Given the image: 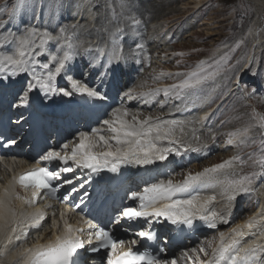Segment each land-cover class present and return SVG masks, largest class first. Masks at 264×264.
<instances>
[{"label":"snow or ice","instance_id":"1","mask_svg":"<svg viewBox=\"0 0 264 264\" xmlns=\"http://www.w3.org/2000/svg\"><path fill=\"white\" fill-rule=\"evenodd\" d=\"M27 7H31L34 13L40 10L43 15L47 6L41 0H31V3L29 0H16L11 7L0 10L8 17L7 20L0 19V29L5 30L0 32V48L13 46L11 51H0V80L6 81L21 74L29 77L25 81H18L17 102L13 107L30 108L31 94L34 92L41 93L44 100H50L54 95L71 97L79 94L90 101L101 102L97 107H103V102L109 97L98 88L89 87L72 76H67L70 90L58 88L56 83L57 77L66 71L67 62L75 54L77 45L74 37L85 25L73 23L60 26L56 34L32 26H28L21 34L7 30L8 24ZM63 7V3H60L56 5V10ZM77 7L86 8L91 14L89 24L93 28L96 25L92 22L97 16L103 15L101 9L111 10L112 21L117 20V5L112 0H105L104 5L99 7L96 0H84ZM118 7L119 15L130 23L135 32L136 26L142 22L136 15L129 14V0H119ZM93 8L97 11L93 12ZM232 12L241 19L255 14L260 26L255 32L249 27L245 34L231 42L221 41L208 58L192 65L184 63L185 53H173L181 58L176 60L175 67L185 70H161L149 78L153 84L163 81L172 83L156 87L150 86L148 81L140 82L134 89L124 93L120 106L112 109L107 114L108 118L99 119V127L80 131L74 139L63 143L59 150H47L36 161L37 165L41 161H58L64 167L57 171L47 166H36L12 178L0 193V244L4 246L0 255L5 257L0 264H77L81 251L100 253L102 250L106 264H179V261H184V264H264V203L256 199V210L242 223H233L231 219L238 197L243 195L251 199L254 195L264 196V192L258 193L254 187L258 179L264 182V111H258L254 105L245 104L248 108L247 120L242 126L225 134V144L235 149L229 158L204 167L201 171L188 170L180 181H174V173L170 172L164 179L130 191L126 199L133 203L115 210L109 221L112 227L101 224L84 212L81 206L85 203L86 191L79 203L68 205L59 212L58 217L51 203L45 204L43 209L37 207L41 194L45 199L67 203L72 193L84 188V182L77 187L73 179H65L63 183L73 186L68 194L57 197L59 187L52 182L61 180V173L86 169L96 176L104 172L119 175L122 166L163 163L171 156L201 153L207 148V140L215 143L214 135L202 141V134L196 125L208 127L211 131V119L216 114H225L224 105L217 106L214 113L205 112L191 119H162L160 116H145L139 110L134 112L126 103L139 101L148 106L156 103L163 108L168 102L178 101L171 111L183 113L191 111L198 103H215L217 99L229 95L244 101L257 98V94L264 90V57L257 60L254 54L245 52L238 57L236 53L242 47H247L249 36L255 34L259 37L264 33V0H260L258 13L249 0L234 2ZM124 34L125 27L117 22L112 34L113 44H118ZM51 43L57 45L55 53L47 47ZM90 50L91 45L86 51ZM96 50L103 52L99 47ZM61 52L62 55L59 54ZM120 52L117 47V58H123ZM46 54L47 62H42L39 57ZM131 55L133 58L143 56L151 66V57L146 55L143 43L137 44ZM136 62L141 61L136 59ZM161 96L163 99H159ZM261 102L264 103V98H261ZM232 111L236 114L221 120V124L244 119V114L239 113L238 109L233 108ZM20 115L23 117V113ZM15 143V140H9L5 146ZM254 145V151L244 152L246 147ZM246 168L251 171L245 172ZM17 187L23 189L26 195H19ZM218 198L224 210L216 209ZM14 201H20L30 211L17 210L13 206ZM47 209L52 210L50 227L53 231L47 242L42 243V233L47 226ZM70 214L79 216V220L73 223ZM122 221L127 222V227L122 225ZM196 221L214 232L200 239L194 247L183 250L179 260L164 255L166 246L158 245L153 251L147 245H141L142 241L158 239L154 224L166 222L192 229ZM116 225L124 227L126 233L133 225H140V229L134 232L135 238L124 239L114 232ZM219 225L230 226L226 231H221ZM33 232L36 242L27 246ZM10 243L11 248L8 246ZM138 245L144 250L141 251Z\"/></svg>","mask_w":264,"mask_h":264},{"label":"rangeland","instance_id":"2","mask_svg":"<svg viewBox=\"0 0 264 264\" xmlns=\"http://www.w3.org/2000/svg\"><path fill=\"white\" fill-rule=\"evenodd\" d=\"M71 1L72 3H75L73 5V10L75 11L76 8L79 9L77 5L81 4L82 0H41V2H43L47 6L45 7L46 12L48 13L47 18H43L42 22H39V20H33L30 25L24 26L22 32H20L19 34L23 33L28 26L36 27L40 30H48L53 32V34H56L58 33L60 26H70L73 23H78L79 25H85L84 28L80 29L81 37L87 36L89 41H91L94 45L97 44V37L93 34L96 33L97 29H99V32L102 31L100 34L102 35V37H104L100 43L104 44V47H106L107 49L101 47V45L99 46V48L101 47L103 49V52L97 51L99 52V54H101V56H104L105 51L109 52L112 49V51L116 52L117 47L121 50L125 46L127 47V50L124 48L126 55H129L130 53H132L131 49L136 50V45L139 43H143L145 45L146 55L151 57V66H149L148 61L143 56L142 61L140 57H136L135 60L131 59L132 63H130L132 66L134 65L132 69L133 71H135V75H133L135 77V82L132 89H134L136 85H138L142 81H148L150 86L156 87H162L165 84L172 83L173 81H163L161 83L153 84L149 78L151 75H154L160 72L161 70L165 72L185 70L183 67H175L176 60L181 58L174 56L173 53H185V56L183 57L184 63L192 65L195 64L198 60L208 58L213 53V50L216 48V46L221 43V41L227 40L231 42L233 39L239 38L241 35L245 34L249 27H252L255 32V29L260 26V22L257 19V15L254 14L250 17H245L241 19L238 14L232 12V5L234 2H238V0H136L135 3H130L131 0H129V3L131 5L130 13L132 15H134V12L135 15L136 13H138L137 17L139 19H142H140L141 22L148 24L136 26V30L135 32H133L130 23L124 22V18L119 15V0H112V3L114 5H117V20L112 21L111 10L101 9L103 15L97 16L96 20L92 22L95 25L98 22L96 27L97 29H95L91 26V24H89L91 14L87 10L86 11L88 12V16L86 17H83L82 15L79 16L78 14H73V12H70L71 14H73L71 15L72 19H68L69 13L66 11L67 8H69L70 6ZM15 2L16 0H0V10H3L5 7H11V5ZM249 2L255 6L258 13L260 7V0H249ZM29 3H31V0H29ZM60 3H63L64 7L57 11L56 5H59ZM96 3L99 7L104 5L105 0H96ZM154 3H157L158 5L162 4L159 6L161 8L163 7V10L165 11L160 17H157V19H155L156 13L151 7L155 5ZM51 5L55 6L51 8ZM149 7H151L153 11H151ZM29 8L32 10L31 7ZM25 9H28V7ZM50 9L52 14L50 13ZM92 11L95 12L97 11V9L93 8ZM36 12L37 14L41 13L40 10H37ZM57 17H60L59 25L56 19ZM82 17L83 20H81ZM0 19L7 20L8 17L6 13L0 11ZM47 19L50 26H54L55 29L52 28V30H50L48 28ZM117 22L123 27H125L124 25H126V34L124 35L127 36L126 42L127 40H130L126 43V45L122 43H118L116 45L107 44L108 42L109 44H112V34L115 32ZM87 28H90V30H87ZM3 31L5 30L0 29V32ZM255 36L256 35L253 34L248 37L247 47H242L237 51L236 55L238 57L245 52H248L249 54H254L257 60L264 57V43H261V41H264V33H261V35L259 36L261 40L259 44H257L256 42V39L259 40V38H257L256 36L255 39ZM74 43L78 46L76 47V49H81L85 46V43L77 37H74ZM253 45H255V48H253ZM48 47H51V50L49 49L51 52H56L57 45L55 43L49 44ZM196 49L200 51H194ZM0 51H4V47L0 48ZM97 52L96 55L98 54ZM59 54L62 55V52ZM87 54L88 51L86 55ZM93 55L94 52L91 54L89 53L87 60L94 59ZM46 56L47 54L45 56L39 57V59L42 62H47ZM81 56L83 57L84 55H82L81 52L78 53V51H76V53L73 55V60L78 62L80 61ZM105 57H109V54H107ZM113 59L115 60V58ZM136 59H139L141 61L140 63H138L139 66L140 64L141 66L138 68ZM83 61L85 62L86 60L82 58V62ZM69 63L70 62H67V64ZM70 66L72 65L66 66L67 71L74 69V66ZM78 68L79 70L83 69V67L80 68L79 66ZM261 98H264V90L257 94V98L249 101H244L239 99V97L237 96L229 95L227 97H224L223 99H217L215 103L211 104V106L208 104H204V113H214L217 106L224 105L223 111L226 115L216 114L212 117L210 122L211 131L208 130V127L202 128L203 131L201 130V134L203 135V137L207 138L211 135H214L216 137V142H211V150L209 152H206L205 155H203V157L207 156V158L202 163L195 164L193 168L187 169L186 171H201L204 167H208L212 164L219 163L222 160L229 158L233 154L235 149L232 146L225 144V134L230 130H235V128L242 126V124L247 120L248 108L244 106L245 104L254 105L258 111H264V103L261 102ZM159 99H163V97L161 96ZM175 103L179 102H168L163 108H160L158 104L153 103V107L146 105L147 109H138L136 107L137 109L132 110L134 112L139 110L145 116L153 115L155 117L161 115V117H163V115H167V113L172 110ZM233 108L238 109L239 113L244 114V119L242 121H233L232 123L221 124V120H227L229 117L236 114L232 111ZM196 109L198 108L196 107ZM194 110L195 108L189 111L190 119L193 117H199L204 115V113H201L202 110L200 112H197L199 110ZM183 118L187 117H185L184 115L179 117V119ZM255 147V145L252 147H246L244 149V152L247 153L254 151ZM203 157L200 154L196 153V156L194 158L196 161H201ZM12 170L13 166H8V169H4L2 171V178L4 176L7 177L8 172ZM186 171L182 173V177ZM248 171H251V169L246 168L245 172ZM173 179L174 181H180L179 175H174ZM254 187L257 188L258 193L262 192V190H264V182H262L261 179H258ZM256 199H259L262 203L261 195H254L251 199L243 195L238 197V200L235 203V208L231 213V215L233 216V218H231L233 223H239L240 220L244 219L246 216L250 215L253 211L256 210ZM13 203L15 204L17 210H25L24 205L18 204L16 201H14ZM215 207L217 210L222 209V201L218 199V203L215 205ZM229 226L230 225H226V227L223 228L220 227L219 230L226 231ZM0 261H3V259Z\"/></svg>","mask_w":264,"mask_h":264},{"label":"bare ground","instance_id":"3","mask_svg":"<svg viewBox=\"0 0 264 264\" xmlns=\"http://www.w3.org/2000/svg\"><path fill=\"white\" fill-rule=\"evenodd\" d=\"M57 1H60V0H57ZM84 1L82 0V3H83ZM135 3L136 2V0H131L130 1V3ZM155 4V3H154ZM157 4V3H156ZM153 5V6H151L152 7V9H154V11H155V19H157V17H160L161 15H162V13L163 12H165L164 10H163V7L161 8L159 5H162V4H157V5ZM134 5V4H133ZM55 5H51V8H53ZM151 7H149L150 8V10L151 11H153L152 9H151ZM137 10V9H136ZM146 11V10H145ZM148 11H149V9H148ZM73 12V14H78L79 16H83V17H86V16H88V12L86 11V9H81V8H79V9H75V11L73 10L72 11ZM131 12V11H130ZM129 12V14H131ZM143 12V11H142ZM82 13V14H81ZM150 13V12H149ZM73 14H71V15H73ZM148 14V13H147ZM132 15V14H131ZM134 15H135V12H134ZM138 15V13H136V16ZM153 16V15H152ZM82 17V18H83ZM141 19V18H140ZM154 19V18H153ZM100 20V19H99ZM142 20V19H141ZM123 22V21H122ZM124 22H127L125 19H124ZM98 23V22H97ZM97 23H96V27H97ZM149 23V22H148ZM147 23H142L141 25H146ZM128 25V24H127ZM148 25V24H147ZM125 26V29H126V25H124ZM95 27V29H97ZM145 27V26H144ZM51 28H54V26H52ZM87 30H90V28H87ZM102 32V31H101ZM101 32H99V31H97L96 30V33H94L93 35L94 36H96L97 38H96V40H97V46L96 45H94V44H92V42L91 41H89V39H88V37L87 36H85V37H81V33H80V31L78 32V34H77V38H79L82 42H84L85 43V46L83 47V48H81V49H76L75 48V53H76V51H78V53L79 52H81L82 53V55H86V53H87V51H86V49L89 47V45H91V50L95 53V51H96V49H97V47H99L100 46V42L103 40V37H102V35L100 34ZM104 34V33H103ZM87 35V34H86ZM93 36V37H94ZM130 38V37H129ZM257 38H259V40L258 39H256V36H255V39H256V42H257V44H259L260 43V37H257ZM130 41V40H129ZM83 44V43H82ZM94 45V46H93ZM78 47V46H77ZM101 48V47H100ZM76 58V57H75ZM69 62V61H68ZM78 64H79V67L81 68V67H83V64H84V61L82 62V56H81V58H80V61H78L77 62ZM75 69V68H74ZM75 70H78V69H75ZM205 105L204 104H199L198 103V105H197V110H199V111H197V112H200L201 110V113H204L203 111H204V109H205V107H204ZM194 109V108H193ZM181 114H183L185 117H187V119H190L189 118V112H183V113H180V112H172L171 110L167 113V115L165 114V115H163V117H161V115H160V117L161 118H163V119H167V118H176V119H179V117L180 116H183V115H181ZM177 115V116H176ZM167 117V118H166ZM183 119H186V118H183ZM196 127L198 128V129H200V132H201V130H202V128H201V126L199 125V124H197L196 125ZM203 131V130H202ZM202 137H203V135H202ZM188 139H190V136L188 137ZM203 140H207V138H205V137H203L202 138V141ZM211 142L212 141H210V140H207V148L206 149H203L202 150V153L203 152H209L210 150H211V147H212V145H211ZM194 154V153H193ZM192 155V154H191ZM190 155V153H188V154H185L184 156H182V157H175V156H171L170 158H169V160L168 161H166V162H168V165H171V161H173V162H176L177 160H180V159H183V158H185V157H193V156H191ZM170 167H172V165L170 166ZM171 168H169V170H170ZM2 171H0V185L2 186V182H4V181H6V180H8V177H3L2 178ZM8 176V175H7ZM179 178H180V180L183 178L182 177V173H180L179 174ZM0 186V187H1ZM262 192H264V190H262ZM262 197V203H264V196H261ZM219 199V198H218ZM17 203H18V201H16ZM18 204H20V203H18ZM21 205H23V204H21ZM21 210V209H20ZM24 210V209H23ZM219 210H222V209H219ZM28 211V210H27ZM61 211H63V210H61ZM231 218H233V216L231 215ZM247 218V216L244 218V219H246ZM244 219H242V220H240V222L239 223H242L243 222V220ZM195 224H199L198 222H195ZM219 228L220 227H226V225H219L218 226ZM50 229H51V227H50ZM52 229H51V231H50V234L48 233V231H46L44 234H43V237H44V239L43 240H41L40 242H42V243H44V242H47V239L49 238V236L51 235V233H52ZM34 242H36V240L35 239H32V241H30V243L32 244V243H34ZM13 243H16V241H13ZM31 244L29 245V246H31ZM9 246V248H11V243L8 245ZM3 245L2 244H0V251H2L3 250ZM3 259V261L5 260V257L3 256V255H0V260H2Z\"/></svg>","mask_w":264,"mask_h":264}]
</instances>
